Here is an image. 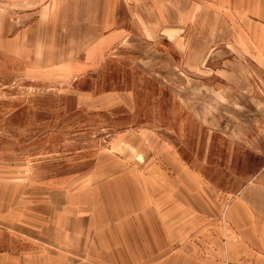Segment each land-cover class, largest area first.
<instances>
[{
  "label": "rangeland",
  "instance_id": "obj_1",
  "mask_svg": "<svg viewBox=\"0 0 264 264\" xmlns=\"http://www.w3.org/2000/svg\"><path fill=\"white\" fill-rule=\"evenodd\" d=\"M121 1L126 7L122 16L155 19L156 32L165 22L163 13L170 37H183L184 43L179 49L175 42L163 45L168 54L162 57L158 52L147 58L106 57L81 73L28 72L0 55V179H8L4 183L10 190L18 177L17 187L24 185L25 191L30 182L52 188L73 183L78 193L96 188L95 196H117L119 191L127 198L126 181L99 184L117 175L112 148L118 135L149 129L156 134L160 155L155 160L160 162L137 170L135 196H153V210H177L176 196H187L181 189L184 178L192 184L193 175L199 177L200 196H214L217 210L200 219L186 211L179 220L186 228V244L195 243L207 256L210 239L224 254L225 237L235 230L230 205L264 171L263 83L255 65L243 70L241 58L233 56L223 11L196 2L195 17L176 24L173 15L182 10L176 2ZM123 48L130 49L128 43ZM126 198L121 200L124 208ZM114 203L101 200L96 207L114 208ZM248 226H258L257 218H248ZM8 240L10 244V234ZM17 240L20 247L9 248L13 256L76 264L65 259L64 249L43 246L29 236ZM258 251L249 248V264H256Z\"/></svg>",
  "mask_w": 264,
  "mask_h": 264
},
{
  "label": "crops",
  "instance_id": "obj_2",
  "mask_svg": "<svg viewBox=\"0 0 264 264\" xmlns=\"http://www.w3.org/2000/svg\"><path fill=\"white\" fill-rule=\"evenodd\" d=\"M165 1L176 2L182 9L173 15L171 23L176 24L181 18L195 17L197 3L223 11L233 56L241 58L243 70L255 65L264 87V0H159ZM122 8L126 7L121 0H0V55L25 66L28 72L81 73L100 65L106 57L134 54L147 58L157 52L162 57L168 54L163 45L175 42L179 49L184 43L183 37H170L169 18L163 13L165 22H160L156 32L155 19L124 17ZM127 43L130 49L125 50ZM158 45L159 50H154ZM225 58H229L227 51ZM155 135L149 129L122 132L112 148L117 163L113 162L112 168H117L113 169L117 175L99 185L126 181L131 193L127 198L119 191L117 196H95L92 191L96 188L78 193L73 183L52 188L30 182L25 191L24 185L17 187L18 177L14 179L16 188L10 190L4 183L8 179L2 176L0 264H41V257L11 255L14 251L9 248H19L15 239L22 236L64 249L65 259L76 264H249V248L259 249L256 264H264V171L257 184L247 186L230 205L228 216L235 230L225 237L224 254H220L222 247L209 239L205 244L210 248L205 249L208 255L202 256L199 246L186 244V228L179 221L186 211L199 219L216 213L215 197L200 196L199 177L193 175V185L184 178L181 189L187 196H176L177 210H153V196H135L137 170L160 162L155 160L160 155V148L155 150ZM122 198L129 200L125 208ZM101 200L116 204L98 209ZM250 217L257 218L258 226H248Z\"/></svg>",
  "mask_w": 264,
  "mask_h": 264
}]
</instances>
